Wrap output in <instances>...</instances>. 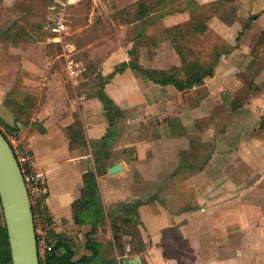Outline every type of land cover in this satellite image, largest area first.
I'll return each instance as SVG.
<instances>
[{
  "label": "crops",
  "instance_id": "crops-1",
  "mask_svg": "<svg viewBox=\"0 0 264 264\" xmlns=\"http://www.w3.org/2000/svg\"><path fill=\"white\" fill-rule=\"evenodd\" d=\"M239 2L231 19L214 15L201 23L212 31L214 44L208 50L213 75L203 84L179 92L126 64L122 72L101 73L113 74L102 91L118 112L102 145L109 120L97 97L101 88L78 96L85 90L77 83L68 100L60 91L55 100L43 101V70L25 46L12 45L14 39L32 41L33 22L21 1L0 0V103L21 117L17 135L47 179V230L73 250V262L124 264L138 254L141 264H264V62L259 64L255 46L264 34V0ZM19 16L22 23L10 29L12 17ZM44 27L45 21L42 34ZM45 42L55 46L51 36ZM138 64L163 71L173 65ZM241 64L253 74V84L240 80ZM74 124L81 138L71 147ZM116 164L123 170L110 175ZM88 172L95 174L98 195L85 210L80 205ZM143 186L150 189L141 198ZM123 214L137 223V243L128 233L120 244L114 239L112 219Z\"/></svg>",
  "mask_w": 264,
  "mask_h": 264
},
{
  "label": "rangeland",
  "instance_id": "rangeland-1",
  "mask_svg": "<svg viewBox=\"0 0 264 264\" xmlns=\"http://www.w3.org/2000/svg\"><path fill=\"white\" fill-rule=\"evenodd\" d=\"M19 1L24 14L27 12L29 20L33 22L31 35L34 38L31 42L25 40L17 42L21 40L14 39L16 43L12 45L25 46L24 52L40 70H43L45 75L40 84L43 101L55 100L59 97L60 91L63 93L60 95L68 100V95L72 97L69 91L72 92V86L77 83L79 88L84 87L85 90L82 94L78 93L81 94H77L78 96L96 94L111 72L119 73L123 64L128 65L130 62L142 61V65L147 68L148 66L162 68L164 64H173L171 70H180L179 78L184 79L176 50L183 52V48L188 50L193 47L199 52L200 60L209 61L208 50L210 52L214 45L211 43L213 40H209V33L212 31L201 23H206L215 16L227 21L231 19L232 13L235 14V10H240L242 4L239 0H78L67 12L69 31L65 42L69 40L75 45L76 50L71 59L86 71L73 82L66 72V64L70 60L64 55L63 45L59 43L54 46L46 43V37L50 36L47 32L44 31L43 35L40 31L44 21L45 24L47 22L46 7L52 5L54 0ZM22 20L23 17L20 16L16 19L12 17L10 29L15 30L19 26L16 23L20 24ZM0 39H4L3 36ZM255 46L259 48L258 55L261 54L259 64H262L264 47H260V44ZM183 53L186 55V50ZM243 66L241 64L240 68L245 74L238 75L240 80L245 84L249 82L253 84L255 80L253 74H249L250 71ZM102 72L110 73L106 77H101ZM256 76L262 79L259 74ZM46 84L52 85L54 89H49ZM249 84L251 89L252 86ZM243 105L241 106L244 107ZM27 107L25 104L24 108ZM17 125L21 123L17 122ZM4 127L0 123V129L8 134L9 131ZM76 127V132L81 133V129ZM120 130L115 122L112 133L117 135ZM24 148L28 151L25 146ZM93 168L92 170L96 171V168ZM149 189L147 186L141 187V198L148 194Z\"/></svg>",
  "mask_w": 264,
  "mask_h": 264
},
{
  "label": "trees",
  "instance_id": "trees-1",
  "mask_svg": "<svg viewBox=\"0 0 264 264\" xmlns=\"http://www.w3.org/2000/svg\"><path fill=\"white\" fill-rule=\"evenodd\" d=\"M232 1V0H228ZM205 29V28H204ZM259 44L264 41V34H261L258 40ZM184 50H186L187 53L184 55ZM177 54L179 55L180 58V65L182 68V74L185 76L184 79L179 78L180 75V70L176 69H170L168 71H163V70H145L143 69L137 62H130L127 66L135 71L136 73H139L143 76H145L149 81L153 82L156 85L160 86H166V85H171L174 87L177 91L179 92H185L188 91L189 89L199 86L203 84V81L205 78L211 77L213 75V59H209V61H202L200 60V54L195 48H189L188 50L186 48H183V52L180 50H176ZM186 56V57H185ZM123 68L120 69L118 72H122ZM113 77V74L109 75L107 77V80L105 81L108 82L111 78ZM104 83V84H105ZM102 88L98 91L97 97L99 101L102 103L104 110L106 111V117L109 120V130H107V134L102 138L101 144L104 145L105 142H107L110 137L112 136L110 127H112V121H113V115L112 113L114 112V117L116 118L118 112H116V108L113 104V102L104 94L102 91ZM22 115V114H21ZM21 117L17 116L16 119L17 121ZM0 123L7 128L11 133L18 134V128H9L6 126L1 120ZM74 127H71V144L70 146L72 147V144L76 139L80 141V133L77 132V135H74ZM4 136V134H3ZM83 183H84V191H83V196H84V202L81 203V207L87 210L88 208L91 207L93 201L97 200V187H96V179H95V174L92 172H88L84 175L83 177ZM142 203V202H141ZM136 208V207H134ZM125 211L127 210H132V209H124ZM43 213L45 214V222L47 226L50 227V220L47 217L46 219V209L43 210ZM34 215V213H32ZM34 226H35V232H36V238H37V243H39L40 238H44L46 242L50 245L51 249L49 252L45 254H41L40 250H38L39 254V264H84L87 262L86 259H80L76 262L72 261V257L74 255L73 250L69 247L66 246L64 243V240H61L54 236V234L51 232V230L43 229L41 234L38 233V226L37 222L34 218ZM112 230H113V236L117 244H120V236L124 233H128L129 235L132 236L134 239V242L137 243L138 240V232H137V223L135 222V219L132 217V215H119L115 219H112ZM55 237V238H54ZM55 239V243L54 240ZM87 242L90 243V240L87 238ZM91 248V246H88ZM60 248H63V253H58V250ZM91 251L93 255L95 256V251L94 249L91 248ZM0 264H11V258H10V251H9V246H8V240H7V234H6V228L4 225L3 217H2V210L0 206Z\"/></svg>",
  "mask_w": 264,
  "mask_h": 264
},
{
  "label": "water",
  "instance_id": "water-1",
  "mask_svg": "<svg viewBox=\"0 0 264 264\" xmlns=\"http://www.w3.org/2000/svg\"><path fill=\"white\" fill-rule=\"evenodd\" d=\"M0 120L19 128L12 112L0 103ZM123 170L121 164L108 169L110 175ZM0 206L6 228L11 264H39L34 219L21 170L13 151L0 132ZM124 264H141L137 254Z\"/></svg>",
  "mask_w": 264,
  "mask_h": 264
},
{
  "label": "built area",
  "instance_id": "built-area-1",
  "mask_svg": "<svg viewBox=\"0 0 264 264\" xmlns=\"http://www.w3.org/2000/svg\"><path fill=\"white\" fill-rule=\"evenodd\" d=\"M77 1L78 0H54V3L50 7L51 14L47 17V22L44 27L50 34L53 43H61L63 45L64 55L70 60V62L66 64V72L73 82L80 76L82 70L79 68V64L71 59L76 50L75 45L69 40L65 42V39L69 31L67 12ZM0 132L4 134L19 165L31 210L32 213H34L33 219L35 218L38 226V233L41 234L43 229L48 228L45 222V214L43 213L45 209V200L48 195L46 176L42 171L36 170L33 167L29 152L24 148L17 134L11 132H7L8 134H6L1 129ZM201 211L203 212L204 210L201 209ZM37 249L40 250V253L43 255L49 252L51 247L42 237L39 243H37Z\"/></svg>",
  "mask_w": 264,
  "mask_h": 264
}]
</instances>
